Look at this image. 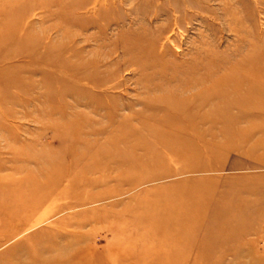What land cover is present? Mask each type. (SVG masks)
I'll list each match as a JSON object with an SVG mask.
<instances>
[{
  "label": "rangeland",
  "instance_id": "obj_1",
  "mask_svg": "<svg viewBox=\"0 0 264 264\" xmlns=\"http://www.w3.org/2000/svg\"><path fill=\"white\" fill-rule=\"evenodd\" d=\"M263 103L264 0H0V264H264Z\"/></svg>",
  "mask_w": 264,
  "mask_h": 264
},
{
  "label": "bare ground",
  "instance_id": "obj_2",
  "mask_svg": "<svg viewBox=\"0 0 264 264\" xmlns=\"http://www.w3.org/2000/svg\"><path fill=\"white\" fill-rule=\"evenodd\" d=\"M263 105H264V103H263ZM257 109H258V110H261V109L263 110V108H262V107H261V108H257Z\"/></svg>",
  "mask_w": 264,
  "mask_h": 264
}]
</instances>
